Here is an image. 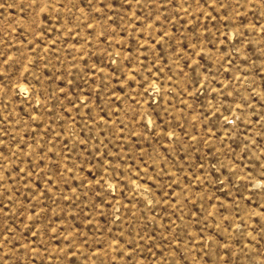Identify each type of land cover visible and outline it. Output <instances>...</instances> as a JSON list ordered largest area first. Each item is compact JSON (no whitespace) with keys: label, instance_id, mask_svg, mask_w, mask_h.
I'll return each instance as SVG.
<instances>
[{"label":"rangeland","instance_id":"obj_1","mask_svg":"<svg viewBox=\"0 0 264 264\" xmlns=\"http://www.w3.org/2000/svg\"><path fill=\"white\" fill-rule=\"evenodd\" d=\"M0 264H264V0H0Z\"/></svg>","mask_w":264,"mask_h":264}]
</instances>
